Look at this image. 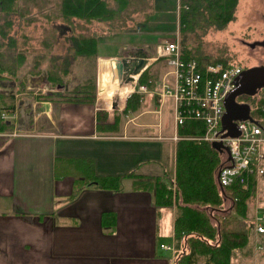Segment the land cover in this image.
Listing matches in <instances>:
<instances>
[{"label":"crops","instance_id":"obj_1","mask_svg":"<svg viewBox=\"0 0 264 264\" xmlns=\"http://www.w3.org/2000/svg\"><path fill=\"white\" fill-rule=\"evenodd\" d=\"M112 40L98 38L94 103L35 99L23 129L13 121L12 132L0 133V264H175L174 203L155 204L153 187L137 188L135 181L159 177L174 191L172 102L156 97L164 70L159 84H145L148 91L139 93L141 107L106 128L104 114L112 125L114 112L120 113L131 94L121 104L112 100L115 90L100 73L99 59L107 61L108 78L109 60L127 49L113 48ZM167 101L173 124L170 117L169 123L160 117ZM107 176L124 177L116 186ZM94 177L104 181L96 184ZM261 203L264 174L249 201L248 217L234 220L248 242L232 252L229 264H264V233L256 232L253 223ZM227 205L216 214L229 212ZM162 227L168 242L158 236Z\"/></svg>","mask_w":264,"mask_h":264},{"label":"trees","instance_id":"obj_2","mask_svg":"<svg viewBox=\"0 0 264 264\" xmlns=\"http://www.w3.org/2000/svg\"><path fill=\"white\" fill-rule=\"evenodd\" d=\"M179 1L187 5V9H179L178 16L175 11L173 13V24L176 23L181 38L182 57L196 58L201 63L206 61L228 63L225 57H196V48L188 47L189 42L184 36L189 32H196L197 29L205 33L209 27L223 28L235 19L238 0ZM174 2L175 0L173 5ZM147 9L143 0H0V80L16 77L19 67L25 62L27 55L31 54L30 72L40 75L44 73V84L48 89H55L58 85L63 87L68 82L72 61L79 56H85L94 65L98 56V38L82 31L81 25L86 27L92 20L115 22L117 18H121L126 21L140 12L147 16ZM37 23L49 26L43 29L44 33L40 38L42 51L34 50L32 37L26 33L30 26ZM75 26L79 28L78 32L74 31ZM61 36L68 39L70 45L66 49L69 51L52 54L58 37ZM150 65L138 76L137 85H151L154 81L155 74L150 72ZM25 80V75H22L18 83L21 88H24ZM256 93H242L236 98L243 105L242 110L245 108L246 118L264 123V98L257 97ZM14 94V91H10L9 94L0 92V101L6 97L10 98L5 107L8 110L13 108ZM57 98L73 103H94L95 72L71 87L67 85V90L61 96L54 97L48 92L39 94L37 100L53 101ZM140 101V94L133 91L126 98L120 113L114 112L112 125L105 123L106 113L102 125L112 128L123 114L138 110L141 107ZM2 109L0 106V133L12 131L14 122L2 118ZM204 130L202 121L187 120L182 126L177 127V134L195 137L201 136ZM223 150L206 140L177 139L174 191L168 189L159 177L140 176L135 180L138 183L137 188H143L148 184L145 190L153 187L155 204L174 203L175 264H198L201 263V259H204L203 264H229L232 252L248 242L247 232L235 229L234 220H244L248 217L249 201L254 196L255 183L250 179L247 187L238 182L227 187L218 185L217 171L225 162ZM133 173L128 172L125 175ZM124 176L106 178H112L117 186ZM93 179L96 184L104 181L103 178ZM226 202L230 203V211L225 215H217L216 211L221 210ZM213 219L219 223H215Z\"/></svg>","mask_w":264,"mask_h":264},{"label":"rangeland","instance_id":"obj_3","mask_svg":"<svg viewBox=\"0 0 264 264\" xmlns=\"http://www.w3.org/2000/svg\"><path fill=\"white\" fill-rule=\"evenodd\" d=\"M143 1L148 7L146 11V13H148L147 16L145 13L142 14V12H140L134 14L131 19L126 21H123L121 18H117V21L115 22H98L92 20V23L87 24L86 27L81 25V29L82 31L95 35L100 39L104 37L113 39V48H121L122 46L127 48L124 51V54L125 52L127 53L134 50L136 47H143L151 55L150 57H154L156 55V45L159 42L176 38L180 42L181 38H179L176 23L173 24L175 6L173 5V0ZM48 27V25L37 23L27 29L26 33L32 37L34 50H43L40 38L44 33L43 29L45 30ZM74 31L78 32L79 28L75 26ZM184 38L189 42L188 47L194 46L196 48V57L198 58L202 56L225 57L229 64H239L245 70H249L256 65H262L264 64V47L261 46L260 43L264 38V0H238L235 10V19L230 21L223 28L215 29L214 27H209L206 29L205 33H203L201 29H197L196 32L187 33ZM68 45H70L68 39H65L63 36L58 37L57 45L53 48L52 54L54 53L56 55L68 52L69 49H66ZM102 48L105 49L106 47L103 46ZM115 51L116 50L113 52ZM31 61L32 55L29 54L27 55L25 62L19 67L16 77H6L0 80L1 93L4 92V94H9L10 91L16 93L12 99V109L8 110L5 108L10 102V98L6 97L4 100L0 101V106L3 108L2 113H6L4 114V118L11 119V113L14 112L15 119L12 120L17 123V128L20 129H23L22 122H27L29 120V110L32 102L35 99L37 100L39 94H45L48 89L45 87V84H41L44 83V73H41L42 75H40L38 73L32 74L30 72ZM97 65V58L94 65H92L87 57H77V59L72 61L70 65V73L67 77V81L70 85L77 83L92 72H95L96 81ZM163 66L165 67L164 62L159 58L151 61L150 72L155 74L154 81H158V84L160 82L159 73L162 74V71L164 70ZM156 70H158L157 73ZM22 75H25L26 77L24 88H21L18 84ZM34 79L36 80V83L32 82L28 85V83ZM119 83L124 84L123 81H119ZM43 87L44 90L42 91L41 89H43ZM68 87L70 86L68 85ZM112 95V100L119 99L116 91L113 92ZM256 95L257 97L264 98V87L260 88ZM55 100L61 101L60 98ZM16 107L19 108L16 109ZM170 108L168 101L161 108L160 117L162 118L163 123H169L170 117L171 124H173L172 117L169 114ZM14 109H16L17 112ZM242 117H246L245 108L244 110L237 111L233 114L234 120ZM215 145L223 150L220 143H215ZM227 203V206L230 207L229 202H226L224 207ZM160 235L163 238L162 241H169V234L166 233L165 227H162V231H158V236Z\"/></svg>","mask_w":264,"mask_h":264},{"label":"built area","instance_id":"obj_4","mask_svg":"<svg viewBox=\"0 0 264 264\" xmlns=\"http://www.w3.org/2000/svg\"><path fill=\"white\" fill-rule=\"evenodd\" d=\"M175 6L177 16L180 8L187 9V5L179 0H175ZM155 53L150 63L159 58L165 65L156 97L159 102L166 98L172 102L176 127L173 140L192 138L222 144L228 152L223 150L222 153L225 162L217 171L218 185L227 187L238 182L247 187L252 179L256 191L258 181L264 174V123L250 118L236 119L235 133H228L223 124L225 99L238 86L243 67L184 58L177 38L159 42ZM118 59L115 57V60ZM133 91L142 93L147 92L148 88L145 84L134 83ZM187 120L202 121L204 133L195 137L179 136L177 127ZM256 211L253 218L255 230L264 233V203L258 205ZM163 246L170 248L169 245Z\"/></svg>","mask_w":264,"mask_h":264},{"label":"water","instance_id":"obj_5","mask_svg":"<svg viewBox=\"0 0 264 264\" xmlns=\"http://www.w3.org/2000/svg\"><path fill=\"white\" fill-rule=\"evenodd\" d=\"M261 46L264 47V38L261 41ZM150 64V55L142 47L129 51L123 55L121 59L115 60V74L118 80L123 83H132L141 74V72ZM135 75L136 78H135ZM64 89H67V83L64 84ZM264 87V64L243 70L238 86L225 99V113L223 116L224 127L228 133H235L236 126L234 124L233 114L237 111H242L243 106L239 105L235 98L239 94H253L258 89ZM62 87L58 85L56 90H50L49 94L59 96L62 94ZM47 102V108L49 107ZM114 107V104H112ZM245 118V117H242ZM220 146L223 147L222 144ZM227 151V149H225ZM228 152V151H227Z\"/></svg>","mask_w":264,"mask_h":264},{"label":"bare ground","instance_id":"obj_6","mask_svg":"<svg viewBox=\"0 0 264 264\" xmlns=\"http://www.w3.org/2000/svg\"><path fill=\"white\" fill-rule=\"evenodd\" d=\"M100 73L102 74L103 78L105 79V82L108 83L109 85H111V87H113V89L117 92V95L119 97V103L121 104L126 96L131 93L133 91V84L134 83H124L121 84L119 83V80L115 74V70H114V66H115V60L111 59L109 60V77H106V70L105 69V63H107V61L101 60L100 59ZM137 75H135L136 78Z\"/></svg>","mask_w":264,"mask_h":264},{"label":"flooded vegetation","instance_id":"obj_7","mask_svg":"<svg viewBox=\"0 0 264 264\" xmlns=\"http://www.w3.org/2000/svg\"><path fill=\"white\" fill-rule=\"evenodd\" d=\"M135 49H137V48H135ZM134 49V50H135ZM261 65V64H260ZM263 65V64H262ZM256 66H259V65H256ZM254 67V66H253ZM252 68V67H251ZM257 92V91H256ZM235 101L239 104V105H241V106H243L242 104H241V102H239V100H237V98H235Z\"/></svg>","mask_w":264,"mask_h":264}]
</instances>
